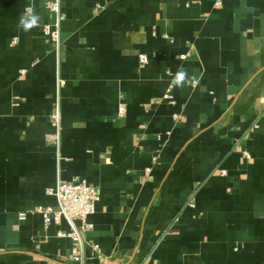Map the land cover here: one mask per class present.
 <instances>
[{"label":"crops","instance_id":"0c3cea01","mask_svg":"<svg viewBox=\"0 0 264 264\" xmlns=\"http://www.w3.org/2000/svg\"><path fill=\"white\" fill-rule=\"evenodd\" d=\"M47 3L0 0V264H264V0H60L57 50ZM75 177L82 263L35 211Z\"/></svg>","mask_w":264,"mask_h":264},{"label":"built area","instance_id":"2783aa9c","mask_svg":"<svg viewBox=\"0 0 264 264\" xmlns=\"http://www.w3.org/2000/svg\"><path fill=\"white\" fill-rule=\"evenodd\" d=\"M47 7L53 16V20L44 24L43 33L48 36L57 50L61 42L60 0H48ZM138 60L146 62L147 56L143 53L138 54ZM56 81L57 85H60L62 80L57 77ZM164 97L172 100L170 92H166ZM123 111L124 109L119 107L118 114L122 115ZM49 122L53 130L46 138L48 141L58 144L61 132L58 93L55 105L49 114ZM47 192L55 197L56 205H39L35 211L42 215L45 222H59L60 220L66 222L67 230L65 233L58 232L57 234L70 239V258L82 263L84 256L83 232L90 225L88 216L93 212L95 203L99 199L98 190L85 179L75 177L70 180L57 179L55 185L47 189ZM24 216L25 212L18 213V218L22 219Z\"/></svg>","mask_w":264,"mask_h":264},{"label":"clouds","instance_id":"9594fccd","mask_svg":"<svg viewBox=\"0 0 264 264\" xmlns=\"http://www.w3.org/2000/svg\"><path fill=\"white\" fill-rule=\"evenodd\" d=\"M186 76H187V72L185 70L178 71V73L176 75V83L178 85L182 84L183 81L185 80Z\"/></svg>","mask_w":264,"mask_h":264}]
</instances>
